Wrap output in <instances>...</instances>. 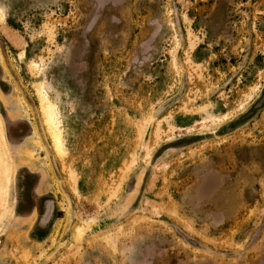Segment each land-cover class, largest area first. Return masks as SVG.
Returning a JSON list of instances; mask_svg holds the SVG:
<instances>
[{
    "label": "rangeland",
    "instance_id": "1",
    "mask_svg": "<svg viewBox=\"0 0 264 264\" xmlns=\"http://www.w3.org/2000/svg\"><path fill=\"white\" fill-rule=\"evenodd\" d=\"M263 93L264 0H0V264H264Z\"/></svg>",
    "mask_w": 264,
    "mask_h": 264
},
{
    "label": "flooded vegetation",
    "instance_id": "2",
    "mask_svg": "<svg viewBox=\"0 0 264 264\" xmlns=\"http://www.w3.org/2000/svg\"><path fill=\"white\" fill-rule=\"evenodd\" d=\"M261 104H264V93ZM43 188V180L36 175L35 171L24 167L17 171L13 212L18 219L19 217H28L29 220L33 218L32 224L27 226L29 230L27 234L29 238L37 242L47 239L55 219L54 198Z\"/></svg>",
    "mask_w": 264,
    "mask_h": 264
},
{
    "label": "bare ground",
    "instance_id": "3",
    "mask_svg": "<svg viewBox=\"0 0 264 264\" xmlns=\"http://www.w3.org/2000/svg\"><path fill=\"white\" fill-rule=\"evenodd\" d=\"M38 96H39V101H40V111L43 116L44 125L46 126L47 132L50 136L52 146L58 156H63L65 151H64L63 143H62V132L59 126V121L56 117L54 106L53 104H51V102L48 101L46 96L43 94V91L38 90ZM0 153L4 154V145H3L1 132H0ZM6 170L7 168H3V172H1V175H3V177L6 173ZM2 181L3 182L6 181V178L5 179L3 178ZM2 181H0V184L4 185L2 184L3 183ZM4 191H5L4 187L0 186V201H3Z\"/></svg>",
    "mask_w": 264,
    "mask_h": 264
},
{
    "label": "crops",
    "instance_id": "4",
    "mask_svg": "<svg viewBox=\"0 0 264 264\" xmlns=\"http://www.w3.org/2000/svg\"><path fill=\"white\" fill-rule=\"evenodd\" d=\"M20 218V220H22V221H26V220H29V218L28 217H19ZM263 256H264V252H263V254H262Z\"/></svg>",
    "mask_w": 264,
    "mask_h": 264
}]
</instances>
